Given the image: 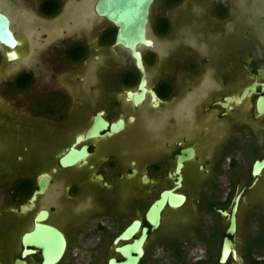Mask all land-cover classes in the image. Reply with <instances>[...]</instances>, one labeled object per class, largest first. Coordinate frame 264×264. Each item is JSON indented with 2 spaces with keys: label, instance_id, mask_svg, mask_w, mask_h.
I'll use <instances>...</instances> for the list:
<instances>
[{
  "label": "flooded vegetation",
  "instance_id": "af4514ba",
  "mask_svg": "<svg viewBox=\"0 0 264 264\" xmlns=\"http://www.w3.org/2000/svg\"><path fill=\"white\" fill-rule=\"evenodd\" d=\"M172 1L164 0L165 9L154 19L151 8L153 33L149 26L148 33L154 45L142 50L147 71L143 91L134 56L115 45L118 27L98 16L94 5V13L84 16L81 9L80 14H66L68 0H0V11L12 20L13 30L15 18L23 21L21 34L27 50L26 63L1 81L12 94L27 97L14 99L15 109L27 114H12L11 125L21 130L29 126L39 138H54L58 145L52 158L25 163V152L31 146L18 143L11 150L12 166L8 170L0 166V264H42V249L23 243V235L37 222L54 226L67 240L66 253L57 264H64L73 242L78 253L68 264H110L111 258L124 261L117 248L138 240L144 227L148 230L139 264L149 256L152 240L153 252L157 245L170 251L172 264H264V203L251 198L264 192V168L253 173L255 162L264 160V115L257 113L258 97L264 96V58L248 51L236 78L234 70L225 72L224 83L220 81L225 88L214 85L217 92L208 98L196 93L190 108L186 93L191 83L184 80L185 74L198 76L207 58L179 57L177 43L173 44V11L184 0ZM28 5L33 12L23 9ZM227 7L218 3L214 16H226ZM84 17L92 26L89 31L78 28ZM59 27L63 30H56ZM31 32L35 33L32 39ZM172 36L167 72L151 81L148 69L159 65L158 38ZM20 45L19 40L16 47ZM3 47L8 50V61L19 60V56L8 58L16 47ZM52 47L57 50L55 62L65 68V74L41 82L35 69L36 54ZM111 59L115 66L112 78L104 84L91 79L87 83L91 70L104 68ZM196 61L199 68L194 66ZM26 75L32 80L27 85ZM194 87L200 90L197 80ZM246 89L241 101L233 100ZM80 114L84 116L81 125ZM28 117L33 122L28 123ZM149 117L154 119L152 129L142 131ZM5 119L0 112L1 128ZM98 120L108 125L87 137ZM164 123L168 125L161 127ZM131 128L136 133L134 142L127 138ZM83 147L87 155L63 166L65 154ZM41 179L46 189L31 205ZM237 200L236 232L228 235ZM158 201L163 207L160 223L154 227L151 220L155 217L148 211ZM246 201L249 209L242 216ZM41 212L46 217L37 221ZM6 214L14 219L6 222ZM135 221L134 235L116 242ZM226 237L231 244L224 259ZM27 249L34 251L24 254ZM186 255L191 263L181 262ZM156 263L149 258L148 264Z\"/></svg>",
  "mask_w": 264,
  "mask_h": 264
},
{
  "label": "rangeland",
  "instance_id": "374dc122",
  "mask_svg": "<svg viewBox=\"0 0 264 264\" xmlns=\"http://www.w3.org/2000/svg\"><path fill=\"white\" fill-rule=\"evenodd\" d=\"M68 1L70 2V6H68V10L65 12L66 14H71V12H79L80 14L81 11H79V9L82 10L84 16L85 14L91 15L94 13L92 8L96 0ZM163 2L164 0H156L153 4L151 14L152 19H154L157 14L165 9ZM221 2L222 4H226L228 6V12L226 16H223V18H216L214 16V11H216L215 7ZM88 7L89 10H87ZM24 8L28 12H33L32 9L29 8V5L26 7L24 6L23 9ZM36 15L37 14H35V17ZM173 16L175 18L173 33L174 39L173 36L171 39L168 38L165 40L158 38L159 40L157 42V46L160 47L158 62L159 65L149 67L148 77L152 81L155 80L160 74L167 72L168 62L171 56L170 49L172 48V44L169 45V43L172 41V39L175 40V42L173 41V44L177 43L176 45L179 48L178 51H180L179 57H182V59L183 57H185V59L190 57V59L195 60V57L198 59L203 56L206 57L207 60H205V62L202 64V69L198 76H192L189 73L185 74L184 80L191 83V89L186 93V97L190 102V108L193 101L192 99L196 93L201 92L205 98H208L212 93L217 92L216 88H225L224 84H220V81H222L221 83H224V79L226 78L224 75L225 72H232V70H234L236 78V73L241 66L240 62L247 58L246 56L248 51H250V53L252 52V54L256 57L264 58V0H184L178 9L173 11ZM81 19L82 21H79L80 24L78 25V28L80 30L84 28V31L91 30L92 26H90L87 20H85V17ZM13 22L14 30L19 35V37H21L19 39L21 45L16 47L13 51L8 52V55L16 54V56H19V60L13 62L8 61L6 59L8 50L3 46H0V55L2 57V64L0 67V112H3L7 119H5L6 125H4L2 128L0 127V166L3 170H8L9 167L12 166L10 163L12 153L11 150H16L18 143L31 146V148L25 152V163L36 160H48L54 156L53 153L56 150L55 147H58L55 140H53L54 138H49L51 136H48L49 139L46 140L44 135L39 138L37 136L39 133H34L29 126L25 127L26 129L21 130L11 125L10 118L12 114H27V111H17L14 106L16 102L14 99L16 97L17 100H26L27 97L23 95L18 97L17 94H12L8 88V85L1 83L3 78H7L9 72L25 64L27 58V50H25L23 37L21 34L23 21L15 18ZM61 28L62 27H59L56 30H63ZM149 33H151V35L153 33L151 25H149ZM30 34L29 36L32 39L35 33L31 32ZM162 46H165V48ZM54 48L52 47L51 50L43 52L38 51L36 54L37 62L35 69L41 79V82L44 81L45 78H54L56 75L60 77V74L62 72L64 73L65 68L62 66L60 67L59 63L55 62L54 55L57 53V50ZM141 49L143 50V47H141ZM123 62H126V60H123ZM196 62L197 63L194 64V66L196 65V67L199 68V62ZM113 64L114 61L111 59L110 63L104 68L101 69L100 67H96L95 69H92V76L87 78V83L90 81V79L96 80V82L100 84H104V81L110 80L115 71V66ZM86 71L88 73L89 69ZM98 72H100V76L97 78V74H99ZM196 80L201 91H195L194 84ZM238 80L239 78H237L235 82H238ZM214 85H216V88ZM39 87H41V85ZM211 87H214L212 92L210 91ZM95 93L96 91L94 90L89 94L93 96ZM82 115L83 114H80L78 116L79 125H81L83 117L87 116L86 113H84V116ZM28 118L30 120H26L28 123L33 122V119L30 117ZM148 121L149 123L142 124V131L152 129L151 122H153L154 119L149 117ZM44 123L45 122H43V124ZM154 124L156 125L157 123ZM166 125L168 124L164 123V125L161 127H165ZM135 135V130L131 128L127 138L130 140L132 137V142H134ZM12 156V158H15V155ZM262 189L264 190V188ZM251 198L253 199V202L260 200L262 203H264V192L252 196ZM248 209V203L246 201L244 206H242L241 215L243 216ZM9 219L13 220L14 216L7 214L4 215V220L6 222H8ZM242 226L243 227L241 231L244 232L245 225ZM153 241L154 240L150 241L148 244L150 252L148 257L150 259H154V262H157L156 264H172L171 258L169 257L170 251L164 250L162 246L157 245L155 247V252H153ZM74 243L75 242L72 243L70 254L68 255L64 264H68L71 259L73 261L74 256L78 253ZM147 258L145 259L144 264H148L149 258ZM183 261L185 263L192 262L188 255H186L181 262Z\"/></svg>",
  "mask_w": 264,
  "mask_h": 264
},
{
  "label": "water",
  "instance_id": "95a60500",
  "mask_svg": "<svg viewBox=\"0 0 264 264\" xmlns=\"http://www.w3.org/2000/svg\"><path fill=\"white\" fill-rule=\"evenodd\" d=\"M156 0H96L94 4V10L100 17L106 18L113 25L118 27V32L115 40L116 46H122L129 50L135 58L136 66L142 73L141 88L144 89L146 83L147 71L143 60L142 49L143 46H153L154 41L150 38L148 33V26L150 23V13L152 5ZM19 44V39L16 36L12 28V20L9 16L0 11V46H6L15 48ZM16 54H10L9 59L14 60ZM144 91V90H143ZM249 89L243 91L242 95L237 98H233L234 101H241L247 94ZM254 91V87L252 88ZM257 113L264 115V96H259L257 100ZM97 126L91 130L87 137L94 136L98 130L104 129L108 122L106 120H98L95 122ZM80 140V138H79ZM86 148L81 150H71L62 157L63 166H69L76 163L80 158L87 155ZM264 168V160H257L254 164L253 173L259 174ZM45 180L41 179L39 189L35 191L31 199V205L37 194L44 193L46 189ZM173 204V203H172ZM180 202L173 205H179ZM163 207V202L158 201L152 205L148 214L154 215V220H151L154 227H157L160 223V211ZM237 212H238V200L233 207L232 216L230 219V225L227 229L228 235H233L237 228ZM223 213H226L225 211ZM46 217V212H41L37 216V221ZM138 222L135 221L131 224L116 240L128 239L134 235L137 231ZM147 228L144 227L142 236L138 240H134L132 243H127L117 248L125 260L118 261L116 258H111L110 264H139V260L144 255V244L147 237ZM23 243L27 246H35L42 249L43 262L42 264H57L59 263L67 249V240L64 234L49 224L37 222L32 231L23 235ZM229 244L231 239L225 238V245L223 250L224 259L229 253ZM34 250L27 249L25 253L33 252Z\"/></svg>",
  "mask_w": 264,
  "mask_h": 264
},
{
  "label": "trees",
  "instance_id": "16d2710c",
  "mask_svg": "<svg viewBox=\"0 0 264 264\" xmlns=\"http://www.w3.org/2000/svg\"><path fill=\"white\" fill-rule=\"evenodd\" d=\"M179 0H173L172 2H171V4L172 3H175V2H178ZM167 29V26L165 25V27H164V30H166ZM26 77H27V82L25 83V85H27V84H29V82H31L32 80H31V76L30 75H26Z\"/></svg>",
  "mask_w": 264,
  "mask_h": 264
}]
</instances>
